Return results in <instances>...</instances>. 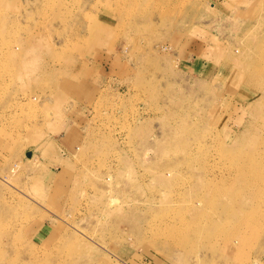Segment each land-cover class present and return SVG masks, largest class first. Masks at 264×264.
Instances as JSON below:
<instances>
[{"label":"rangeland","instance_id":"obj_1","mask_svg":"<svg viewBox=\"0 0 264 264\" xmlns=\"http://www.w3.org/2000/svg\"><path fill=\"white\" fill-rule=\"evenodd\" d=\"M0 264H264V0H0Z\"/></svg>","mask_w":264,"mask_h":264},{"label":"bare ground","instance_id":"obj_2","mask_svg":"<svg viewBox=\"0 0 264 264\" xmlns=\"http://www.w3.org/2000/svg\"><path fill=\"white\" fill-rule=\"evenodd\" d=\"M144 158V157H143ZM145 159V158H144ZM168 175V174H167Z\"/></svg>","mask_w":264,"mask_h":264},{"label":"water","instance_id":"obj_3","mask_svg":"<svg viewBox=\"0 0 264 264\" xmlns=\"http://www.w3.org/2000/svg\"><path fill=\"white\" fill-rule=\"evenodd\" d=\"M28 156H30V155L28 154Z\"/></svg>","mask_w":264,"mask_h":264}]
</instances>
